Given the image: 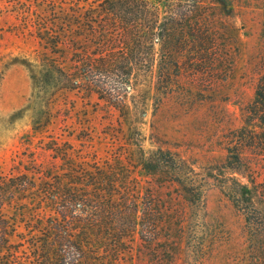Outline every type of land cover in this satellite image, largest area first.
<instances>
[{
  "label": "trees",
  "instance_id": "trees-1",
  "mask_svg": "<svg viewBox=\"0 0 264 264\" xmlns=\"http://www.w3.org/2000/svg\"><path fill=\"white\" fill-rule=\"evenodd\" d=\"M228 1L39 0L43 15L25 19L37 40L25 66L31 129L50 160L28 156L22 169L0 175V264H179L185 214L173 215L175 197L162 194L175 185L176 198L196 206L202 187L170 150H145L137 126L146 114L140 78L155 73L153 87L167 95L183 63L195 74L207 71L218 55L207 8ZM71 92L96 94L117 112L107 135L120 144L106 155L50 133ZM248 109L259 129L241 127L229 137L233 162L228 154L224 167L232 172H242L243 149L255 163L264 160V58ZM89 137L74 138L86 144ZM230 193L244 218L245 248L235 264H264V180H235Z\"/></svg>",
  "mask_w": 264,
  "mask_h": 264
},
{
  "label": "rangeland",
  "instance_id": "rangeland-1",
  "mask_svg": "<svg viewBox=\"0 0 264 264\" xmlns=\"http://www.w3.org/2000/svg\"><path fill=\"white\" fill-rule=\"evenodd\" d=\"M38 3L0 0V175L15 171L20 163L22 169L28 156L38 163L50 160L39 147L42 136L31 129L33 89L25 66L37 47L25 19L44 12ZM228 3L227 7L207 8L218 48L207 71L195 74L183 63L175 71L179 75L167 95L161 91L162 85L158 84L159 90L153 87L155 73L140 78L146 114L137 126L145 150H170L188 164L196 184L202 187L201 203L196 206L176 198L175 185L169 184L162 194L175 197L168 207L173 215L185 214L187 237L176 241V251H181L179 264H235L245 248L244 218L230 192L235 180L243 184L264 180V160L255 163L249 149H243L241 173L224 167L234 130L259 129L246 111L264 58V0ZM154 48L159 59L162 45L155 42ZM60 101L62 111L51 134L99 157L120 144L119 137L107 135L118 125L117 112L96 94L71 92ZM72 134L91 140L85 144ZM229 157L233 162L232 153ZM145 180L143 176V183Z\"/></svg>",
  "mask_w": 264,
  "mask_h": 264
}]
</instances>
